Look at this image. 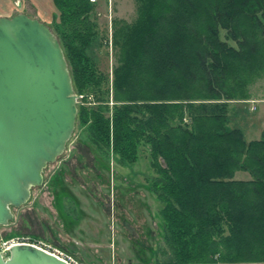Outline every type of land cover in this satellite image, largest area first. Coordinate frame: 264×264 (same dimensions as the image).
Masks as SVG:
<instances>
[{
  "label": "trees",
  "instance_id": "16d2710c",
  "mask_svg": "<svg viewBox=\"0 0 264 264\" xmlns=\"http://www.w3.org/2000/svg\"><path fill=\"white\" fill-rule=\"evenodd\" d=\"M54 3L93 141L123 163L151 147L171 253L163 264H264V131L248 141L228 114L245 66L264 64V0H136L137 19L115 34L112 114L108 75L86 54L96 0Z\"/></svg>",
  "mask_w": 264,
  "mask_h": 264
},
{
  "label": "rangeland",
  "instance_id": "374dc122",
  "mask_svg": "<svg viewBox=\"0 0 264 264\" xmlns=\"http://www.w3.org/2000/svg\"><path fill=\"white\" fill-rule=\"evenodd\" d=\"M19 12L47 23L61 41V13L54 0H0V16ZM137 17L136 0H96L93 5L91 18L97 34L86 54L98 72L108 75L103 87L110 88L111 114L116 105L114 69L120 53L116 30ZM253 64L245 66L238 96L229 102L232 128L245 129L250 121L257 119L258 124L260 120L253 108L264 100V64L259 59ZM76 93L80 105L84 95ZM90 126V121L83 123L77 117L65 151L44 169V184L32 188L30 199L14 209L9 224L0 225V248L14 241H30L61 250L76 264H163L171 253L164 254L163 202L153 190L157 172L151 147L140 143L136 161L123 163L118 154L93 141ZM245 172L238 171L235 178H250Z\"/></svg>",
  "mask_w": 264,
  "mask_h": 264
},
{
  "label": "water",
  "instance_id": "95a60500",
  "mask_svg": "<svg viewBox=\"0 0 264 264\" xmlns=\"http://www.w3.org/2000/svg\"><path fill=\"white\" fill-rule=\"evenodd\" d=\"M78 98L62 44L44 21L0 16V225L44 184V169L65 151ZM0 264H70L33 243H16Z\"/></svg>",
  "mask_w": 264,
  "mask_h": 264
},
{
  "label": "crops",
  "instance_id": "0c3cea01",
  "mask_svg": "<svg viewBox=\"0 0 264 264\" xmlns=\"http://www.w3.org/2000/svg\"><path fill=\"white\" fill-rule=\"evenodd\" d=\"M249 102V101H248ZM256 106L253 108L255 110V112L259 115V122L257 124V119H255L256 122L254 121H250L249 122V126H245V129L244 132H245V137L248 141H251V140H258L261 138L262 136V133L264 131V100H261L259 101L257 104H255ZM250 108H252V104L250 106ZM251 131H255L252 133H249L248 132H251ZM249 175L248 172H245ZM251 178V176H250ZM250 178H244L245 180L247 179H250Z\"/></svg>",
  "mask_w": 264,
  "mask_h": 264
},
{
  "label": "built area",
  "instance_id": "2783aa9c",
  "mask_svg": "<svg viewBox=\"0 0 264 264\" xmlns=\"http://www.w3.org/2000/svg\"><path fill=\"white\" fill-rule=\"evenodd\" d=\"M23 242H29V243H33L37 246H40L54 254H56L57 256L67 260L70 264H76V261L68 254H65L63 251L61 250H52L51 248L47 247L46 245H42V244H38V243H35V242H30V241H14V242H11L7 247H4V248H0V251L2 252V254L4 256H6L9 252V249L11 248V246L13 244H16V243H23Z\"/></svg>",
  "mask_w": 264,
  "mask_h": 264
}]
</instances>
